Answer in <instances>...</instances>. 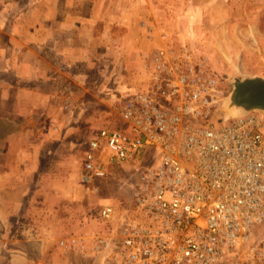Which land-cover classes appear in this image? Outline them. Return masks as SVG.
I'll return each instance as SVG.
<instances>
[{"label":"rangeland","instance_id":"rangeland-1","mask_svg":"<svg viewBox=\"0 0 264 264\" xmlns=\"http://www.w3.org/2000/svg\"><path fill=\"white\" fill-rule=\"evenodd\" d=\"M4 1L0 17L9 29L25 31L38 21L57 27L65 18L75 44L80 33V39L91 31L99 36L109 26L121 42V50L91 51L88 61L77 45L67 55L44 46L45 66L61 71L36 84L40 93L23 80L18 85V73L0 65V264H98L74 242L117 231L119 218L104 223L100 207L110 200L119 217H130L125 209L137 177L138 164L129 163L112 167L106 179L83 180L90 139L102 128L125 125L116 97L141 87L160 48L185 47L219 80L223 111L235 77H264V0ZM229 122L221 116L213 125ZM7 170L16 174L6 180ZM260 240L264 227L249 237V243Z\"/></svg>","mask_w":264,"mask_h":264},{"label":"built area","instance_id":"built-area-1","mask_svg":"<svg viewBox=\"0 0 264 264\" xmlns=\"http://www.w3.org/2000/svg\"><path fill=\"white\" fill-rule=\"evenodd\" d=\"M219 80L188 48H160L141 87L116 97L125 125L102 128L83 158V180L138 164L131 216L106 201L117 231L74 242L98 264H264V112L220 110ZM221 116L230 122L214 126ZM153 152L148 158L147 152ZM143 163V164H140Z\"/></svg>","mask_w":264,"mask_h":264},{"label":"crops","instance_id":"crops-1","mask_svg":"<svg viewBox=\"0 0 264 264\" xmlns=\"http://www.w3.org/2000/svg\"><path fill=\"white\" fill-rule=\"evenodd\" d=\"M2 4L5 7L4 0H0V5L2 6ZM50 18L53 17L50 16ZM66 21L69 22L64 18L62 24L57 25V27L56 23H54L52 27V22L51 25L48 24L47 26H45V24L48 22H45L43 27H41L38 21L33 23L34 26L32 29H26L24 31L22 28V31L18 26L10 27L9 29L7 22L5 24L2 23L5 22L3 16L0 17V35H4L6 38V40L2 42L0 37V65L3 67L2 70H15L16 74L18 73V85H21L20 83L23 80L22 84H27L28 90L33 93H40L38 88L39 85L36 88V84H39L47 74L50 75L46 78H56V75L61 71L59 68L52 69V64L48 66L50 69L45 66V64H47V62L50 63V61H47L49 57L46 56V50L42 52L44 46L48 47L49 52L59 55L62 53L67 55L71 51L74 53L76 48H78L77 46H79L83 48L82 52H84V54L81 56H83L86 61L90 60L89 53H91V51L101 50L102 52V49L106 50L104 46L108 47L109 45H113L114 50H121L120 40L115 41L114 36L111 35L112 26H109L108 30L105 28L104 31L99 33V36L94 35V31H89V36L80 39L79 36L82 34L80 33L78 36L79 41L75 44L76 41L71 37L72 35L68 34L71 28H68L65 24ZM25 32L28 33L26 34ZM32 37L35 38L34 41H32ZM45 37L46 40L44 39ZM99 39H102V41H99ZM31 42H33V44H31ZM85 56H87V59H85ZM52 70H54V72ZM21 131L22 130H20V132ZM18 132L17 130V133ZM2 146L6 148L7 143L6 145L2 144ZM15 174L7 170L4 175L7 180L8 176H15Z\"/></svg>","mask_w":264,"mask_h":264},{"label":"water","instance_id":"water-1","mask_svg":"<svg viewBox=\"0 0 264 264\" xmlns=\"http://www.w3.org/2000/svg\"><path fill=\"white\" fill-rule=\"evenodd\" d=\"M232 85L224 114H241L253 110L264 112V77H235Z\"/></svg>","mask_w":264,"mask_h":264}]
</instances>
